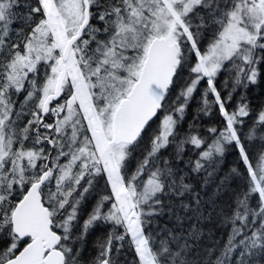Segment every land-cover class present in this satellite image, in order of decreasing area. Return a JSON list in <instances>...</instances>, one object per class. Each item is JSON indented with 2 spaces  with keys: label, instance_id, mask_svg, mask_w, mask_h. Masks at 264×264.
I'll use <instances>...</instances> for the list:
<instances>
[{
  "label": "snow or ice",
  "instance_id": "1",
  "mask_svg": "<svg viewBox=\"0 0 264 264\" xmlns=\"http://www.w3.org/2000/svg\"><path fill=\"white\" fill-rule=\"evenodd\" d=\"M260 83L264 0H0V264H264Z\"/></svg>",
  "mask_w": 264,
  "mask_h": 264
},
{
  "label": "trees",
  "instance_id": "2",
  "mask_svg": "<svg viewBox=\"0 0 264 264\" xmlns=\"http://www.w3.org/2000/svg\"><path fill=\"white\" fill-rule=\"evenodd\" d=\"M248 98L251 101L252 105L256 108L264 106V83H260L254 86H251L249 91H248ZM212 122H216L215 118H213ZM209 123V121L206 119L205 124ZM186 127V125H185ZM238 160V157L234 154H229L226 156L224 160V167L225 170H227L228 167L230 166H235L236 162ZM167 220L166 217L162 218L161 223L165 222ZM208 228H212L215 232V236L217 238H220L223 236L227 235L226 229L217 227L215 224H209L207 225ZM106 235V228L105 227H98L95 231L91 232L89 237H88V244L85 249L84 255L86 259L91 258L96 254L95 248H94V242L98 237H104ZM125 259L127 261H132L133 259V254L131 250H129L125 254Z\"/></svg>",
  "mask_w": 264,
  "mask_h": 264
}]
</instances>
